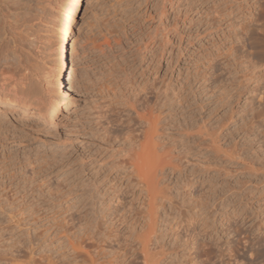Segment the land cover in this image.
<instances>
[{
    "label": "rangeland",
    "instance_id": "1",
    "mask_svg": "<svg viewBox=\"0 0 264 264\" xmlns=\"http://www.w3.org/2000/svg\"><path fill=\"white\" fill-rule=\"evenodd\" d=\"M59 2L0 0L45 97ZM73 42L71 111L0 105V264H264V0H83Z\"/></svg>",
    "mask_w": 264,
    "mask_h": 264
},
{
    "label": "bare ground",
    "instance_id": "2",
    "mask_svg": "<svg viewBox=\"0 0 264 264\" xmlns=\"http://www.w3.org/2000/svg\"><path fill=\"white\" fill-rule=\"evenodd\" d=\"M57 5V12L55 15L52 14L51 26L48 29L52 31L54 36L52 43L54 51H52L55 57L53 63L49 68L47 67L48 70L45 78L48 83L44 80L46 84H48V89H46L50 93L49 95L46 97L43 96L42 92H39L37 88H31V86H29L30 83H27L34 69H31L30 65L32 64H22V60L11 53H1L0 55V105L5 104L12 107H21L25 110V108L36 104L37 106L32 109H34V112L45 121L53 119L58 109L64 108L67 113L71 111L74 105L72 80L75 71L68 72V69L71 68L74 70L72 64L73 59L71 58L72 53L75 51L73 32L75 30L77 15L83 5V0H60ZM66 71L70 73L67 77ZM34 85L36 87V83ZM140 90L141 89H136L137 92ZM33 95L36 97L34 98ZM47 106V109L50 110L45 112ZM135 113L137 114V111ZM1 164L0 162V166ZM131 172H134V169H132ZM139 177L141 178L140 174ZM82 224H78L79 226L70 230L69 238L72 245H75L74 243L80 238L83 228ZM103 252L104 250H102V253ZM97 254L100 255L101 252Z\"/></svg>",
    "mask_w": 264,
    "mask_h": 264
}]
</instances>
